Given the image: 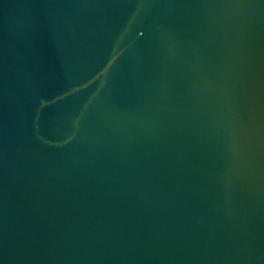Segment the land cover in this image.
<instances>
[{
    "label": "water",
    "instance_id": "1",
    "mask_svg": "<svg viewBox=\"0 0 264 264\" xmlns=\"http://www.w3.org/2000/svg\"><path fill=\"white\" fill-rule=\"evenodd\" d=\"M0 264H264V0H0Z\"/></svg>",
    "mask_w": 264,
    "mask_h": 264
}]
</instances>
